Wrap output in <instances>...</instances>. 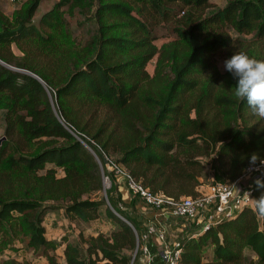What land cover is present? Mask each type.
<instances>
[{
	"label": "trees",
	"instance_id": "trees-1",
	"mask_svg": "<svg viewBox=\"0 0 264 264\" xmlns=\"http://www.w3.org/2000/svg\"><path fill=\"white\" fill-rule=\"evenodd\" d=\"M40 3L25 0L11 17L0 9V60L39 78L0 64V252L21 236L49 264H59V245L65 264H130L133 229L139 243L140 229L113 202L116 183L107 199L133 229L100 194L102 173L109 178L103 154L175 200L201 192L205 158L213 157L215 179L228 183L264 158V121L234 98L237 80L214 62L240 51L264 60V0H226L209 14L211 0H57L34 22ZM174 6L182 13L175 37L157 46L154 28L178 14ZM66 14L92 22L84 43ZM252 188V204L180 237L179 264H264V206L257 202L264 176ZM101 207L115 224L109 235H91L85 247L46 237L47 213L58 208L86 222ZM210 246L212 258L203 261Z\"/></svg>",
	"mask_w": 264,
	"mask_h": 264
},
{
	"label": "rangeland",
	"instance_id": "rangeland-1",
	"mask_svg": "<svg viewBox=\"0 0 264 264\" xmlns=\"http://www.w3.org/2000/svg\"><path fill=\"white\" fill-rule=\"evenodd\" d=\"M24 1L25 0H0V9L2 10V12H4L5 14L11 17L12 12L15 9L19 8L20 5ZM56 1L57 0H41V3L33 17V21L36 22L38 18L40 17V15L44 13L45 11L49 10ZM211 2H212V6L206 10L207 14L215 11L219 7H222L225 4L226 0H211ZM173 9L175 10V13H178V14L170 17L169 19H165L159 22L154 28V35L156 37L155 44L157 46H160L161 44L165 42L173 40L175 37L173 29H174V26L176 25L175 23L176 18H179V16L182 15V13L180 11L178 12V6H174ZM66 17L69 21V25L75 29V35L78 36V38H80L82 42L84 43L86 39L88 38L90 31L92 30V22L87 21L83 24H79L76 20L77 16L71 17L68 14H66ZM231 34L233 37L237 36V34H235L233 31H231ZM241 37L243 39H252L253 35H247V36L241 35ZM12 50L16 55H19V56L22 55V53L19 51V49L17 48L15 44H13ZM214 59H215L214 62L217 68L219 69V71L221 73L225 72L224 55L215 56ZM155 61H156V58H153L151 61L148 62L146 66V70L151 75L154 70ZM15 68H18V67H15ZM3 113L4 111H2L0 114V137H1L0 140H2V137L4 135V119H3L4 114ZM111 155L115 157L113 154ZM212 158L213 157L210 156L204 159L205 163L207 164L206 171H205V175L202 178L201 186L200 187L198 186L197 188V191L201 190L202 193H206L207 185L210 184L212 180H217L214 177V169L211 165ZM103 162L105 164L104 166L106 168L107 175L109 176V178L105 177L106 189L110 187L111 180L117 184V188L115 189L112 195V200L116 206L120 207L123 210L124 214L129 215L130 208L131 207L133 208L135 206V203H134L135 198L138 199V202L139 201L142 203H145V202L138 195L130 193V191L127 189L125 179L115 169H111L110 166L108 165L109 163H108V160L105 154H103ZM51 166H52L51 164H47L46 168H49ZM119 168L125 169L121 165H119ZM40 173H44V170H42ZM218 181H224L228 183L226 179L218 180ZM245 183H247V181ZM100 194L104 197L106 206L111 207L114 210V208L110 205L107 199V196L103 190L101 191ZM123 194L127 195L131 199L128 200L127 196H124ZM147 206L149 207V205ZM149 208L153 210L157 209L151 206ZM163 209H166V208H163ZM140 218L142 219L141 222H142L143 227L146 228L148 224L150 223V218H144V219L143 217H140ZM176 220H179V219H176ZM43 223L46 227V237L48 239L59 241L61 237L65 236L68 240L72 242H79L80 245L83 247H85V243L83 241H85L87 237L91 235H96L98 232H103L104 234L109 235L111 231L115 228L114 222L110 220L109 216L105 212L104 207L100 208L98 217L96 219L86 221V222L78 220L76 218H69L61 209L57 208L56 210L47 213ZM184 223H187L191 226H194V225L196 226V224L191 221L185 220ZM191 232H194V230H191ZM79 234L82 235L83 237L81 238ZM173 236H176V237L173 238ZM181 236L183 235H180L178 233L174 234L172 235V238H169V242L179 241ZM136 241L137 242H136L135 247L132 250L127 251V254L130 256V264H137L139 262V256H140L139 246L142 244V241L140 239V243H139L137 237H136ZM53 253H54L57 263L65 264L61 245H59ZM244 254L247 256H252V258L256 259V256L248 249L244 250ZM211 258H212V249L210 246V247H207L203 252V259H204L203 261L211 260ZM10 259L17 261L20 264H49L47 259L43 255L29 248L26 245V238L21 237V236L14 241V243L12 244L10 248L5 249L0 252V261L10 260Z\"/></svg>",
	"mask_w": 264,
	"mask_h": 264
},
{
	"label": "built area",
	"instance_id": "built-area-1",
	"mask_svg": "<svg viewBox=\"0 0 264 264\" xmlns=\"http://www.w3.org/2000/svg\"><path fill=\"white\" fill-rule=\"evenodd\" d=\"M106 158L110 168L115 169L125 179L127 189L131 194L138 195L151 207L166 208L168 214L173 218L194 222L199 226V230H197L199 232L230 218L241 207L252 204L254 200L252 181L255 176H264V158H261L257 162L249 164L243 173L231 183L212 180L207 185L206 193L182 196L175 200L149 191L134 180L127 170L119 168V165L114 163L111 158L107 156ZM246 181L247 183H245ZM153 237L161 243L162 264H179L182 251L180 242H169L166 230L157 222L149 223L141 234L140 253L148 254L147 242Z\"/></svg>",
	"mask_w": 264,
	"mask_h": 264
},
{
	"label": "clouds",
	"instance_id": "clouds-1",
	"mask_svg": "<svg viewBox=\"0 0 264 264\" xmlns=\"http://www.w3.org/2000/svg\"><path fill=\"white\" fill-rule=\"evenodd\" d=\"M224 68L237 80L234 98L246 102L252 115L264 121V60L240 51L224 61ZM257 202L264 206V196Z\"/></svg>",
	"mask_w": 264,
	"mask_h": 264
},
{
	"label": "crops",
	"instance_id": "crops-1",
	"mask_svg": "<svg viewBox=\"0 0 264 264\" xmlns=\"http://www.w3.org/2000/svg\"><path fill=\"white\" fill-rule=\"evenodd\" d=\"M119 179V178H118ZM119 181V180H118ZM120 184V183H119ZM121 189V188H120ZM124 196H127L123 194ZM126 198V197H125ZM127 199L130 200L131 198L127 196ZM135 206L130 208L129 216L134 218L140 229V233H143L144 227L142 225V219L140 217L144 218H150L151 222H157L159 223L165 230L166 234L169 238H172V235L174 234H190L193 233L191 230L196 229V226H191L187 223H184L185 220L171 217L167 209H151L147 206L146 203L138 202V199H134ZM176 236H173L175 238ZM148 248L149 252L147 255H144L140 253L139 256V262L137 264H162V256H161V243L158 242L156 238H152L148 240Z\"/></svg>",
	"mask_w": 264,
	"mask_h": 264
},
{
	"label": "water",
	"instance_id": "water-1",
	"mask_svg": "<svg viewBox=\"0 0 264 264\" xmlns=\"http://www.w3.org/2000/svg\"><path fill=\"white\" fill-rule=\"evenodd\" d=\"M0 64L1 65H3V66H5V67H8V68H10V69H12V70H15V71H17V72H20V73H25V74H28V75H31V76H33V77H35V78H37L38 80H39V78L35 75V74H33V73H31V72H29V71H27V70H23V69H19V68H15V67H11V66H9V65H7V64H5L3 61H1L0 60ZM1 141V140H0ZM91 151V150H90ZM92 152V151H91ZM93 153V152H92ZM94 154V153H93ZM95 155V154H94ZM96 157V156H95ZM97 159V158H96ZM98 160V159H97ZM99 166H100V164H99ZM100 168H101V166H100ZM258 176H255L254 177V179H256ZM102 183H103V191H104V193L106 192V186H105V177L103 176V173H102ZM106 194V193H105ZM110 209H111V211L113 212V213H115L117 216H119L122 220H124L132 229H133V227H132V225L128 222V221H126L123 217H121L117 212H115L111 207H109ZM133 231H134V233H135V236L137 237V235H136V232H135V230L133 229Z\"/></svg>",
	"mask_w": 264,
	"mask_h": 264
}]
</instances>
